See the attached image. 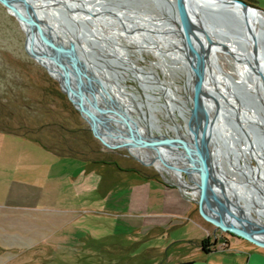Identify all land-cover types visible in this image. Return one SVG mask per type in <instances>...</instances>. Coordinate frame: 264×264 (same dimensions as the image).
I'll return each mask as SVG.
<instances>
[{
  "label": "rangeland",
  "instance_id": "rangeland-1",
  "mask_svg": "<svg viewBox=\"0 0 264 264\" xmlns=\"http://www.w3.org/2000/svg\"><path fill=\"white\" fill-rule=\"evenodd\" d=\"M103 2L107 3L103 5L106 11L122 13L124 18V13L146 14L145 18L131 22L126 18V25L113 13L105 15L114 20L111 26L108 24L109 28L102 27L109 33L101 34L100 28L88 26L96 33L94 39L102 43L103 47L98 46L103 50L99 56L115 63L106 67L109 72H119L118 85L125 84L126 91L117 92L128 109L137 113L139 133L147 127L144 130L150 129L153 135H177L181 129L176 131L169 125L181 123L182 118L176 113V119L172 120L167 107L170 103L185 105L186 78L178 67L181 54L175 51L177 41L173 28L168 21H156L168 16H156L158 9L168 2L173 12L174 0ZM253 5L264 11V0H257ZM150 20L155 25L148 23ZM132 23L145 28L138 31ZM218 23L230 26L235 20L230 16ZM261 26L264 30V25ZM133 39L138 42L136 45L131 42ZM224 39V42L235 40ZM116 44L123 53L116 52L119 49ZM263 44L264 38L260 39V45ZM27 47L32 56L26 51L25 32L19 22L0 6V208L4 213V221L0 222L4 238L0 244L9 250L2 264H148V257L149 264H166L176 257L195 255V239L208 234L212 239L218 233L223 239L219 242L222 247L223 242H228L233 249L253 246L202 220L192 194H186L183 188L180 190L179 183L161 169L159 162L114 140H104L109 146L102 144L82 115L88 121L87 115L96 122L103 120L105 125L120 132L123 124L114 116L108 119L82 100L76 104L78 111L45 65L34 58L29 41ZM248 48L244 45L246 52ZM156 50L162 51V58L153 53ZM92 51L98 55L97 48ZM238 57L229 49L215 54L221 68L217 69L219 75H227L229 82L240 89L244 86L237 82L238 75L250 80L253 74L246 64L237 63ZM101 58L97 61L103 64ZM127 58L131 59L132 69H127L122 60ZM161 67L167 69L166 74ZM145 78L146 87L141 85ZM187 78L189 86V75ZM153 92L162 95H149ZM102 96L101 99L108 95L102 93ZM244 99L252 102L250 97ZM257 111L264 118L263 109ZM231 119L227 114L223 120L227 123ZM244 127L255 141L264 140L262 128L250 123ZM241 131H223L218 143L224 151L218 163L231 181L248 190L247 179L253 180L248 169L256 166L253 159L256 155L244 145ZM97 132L102 137H111ZM229 137L233 140L232 148L226 141ZM165 149L174 154L171 146ZM232 156L242 170L230 167ZM180 175L182 184H193L189 172L181 171ZM247 209L252 211L249 205ZM250 214L256 218L257 214ZM152 247H159L161 256Z\"/></svg>",
  "mask_w": 264,
  "mask_h": 264
},
{
  "label": "water",
  "instance_id": "water-1",
  "mask_svg": "<svg viewBox=\"0 0 264 264\" xmlns=\"http://www.w3.org/2000/svg\"><path fill=\"white\" fill-rule=\"evenodd\" d=\"M230 1L245 12L258 11L264 14L263 10L247 4L243 0ZM0 6L8 13L13 11L12 13L18 16L22 29L26 33V51L32 56L28 50L27 42L35 45L39 55L50 64L51 69L48 66L45 67L48 74L58 81L61 91L68 96L77 110L76 104L82 100L90 107L97 108L102 112L106 111L105 106L101 104L103 103L102 99L95 92L98 89L105 94L106 86L100 82L96 73L106 70L107 75L113 77L115 72H109L105 59L99 56L102 55L103 50L98 47L102 43L100 44L98 40L94 39L96 33L83 20L79 19L78 13L73 12L69 2H64V0H0ZM172 10L174 16L170 18L171 23L175 29H178L183 44L180 48L182 54L178 58V62L182 64V69H186L194 90L192 97L190 99L187 97L190 111L186 119L188 126L186 132L191 137L192 142L187 146L180 136L173 138L159 135L157 143L163 145L181 140L184 152L186 151L184 155L196 163L195 169L199 179L194 181V188H191L196 190L195 193L190 194L193 196L202 220L213 225L215 229L229 232L257 247L264 248V225L251 221L244 215L246 205L249 207L260 206L264 211V177L256 171L254 180L247 179L250 188L245 190L235 184H226L215 172L221 154L218 141L222 135V129L232 127L238 133L240 116L235 108L237 118L235 122L226 125L222 120L226 110L218 103L216 94L219 95L220 91L217 90L218 86L213 84L214 72L204 57V52L206 51L208 54L213 44H207L206 40L203 39L204 33H210L216 41L222 42L225 41L224 37L235 38L234 48L241 54L237 63L246 64L250 72L252 71L260 77V75L264 76V62H259V60L264 61V44L260 45V39L264 38V32L260 31L258 34H254L252 29L243 28L245 16L225 6H199L196 0H174ZM198 13L201 19L197 16ZM230 16L235 20V23H231L230 26L218 23ZM243 37L254 42L256 45L254 53L250 54L244 50V45H248V43L244 42ZM94 48L98 49V55L92 51ZM100 58L103 64L97 61ZM109 63L115 64L111 61ZM52 72L62 76L64 85ZM109 76L108 78H110ZM238 76L241 80L242 75L239 74ZM88 79L94 80L95 83L88 82ZM225 85L230 88L231 95L234 97L252 98L253 96L249 91L252 87L247 83L242 84L244 87L239 89L234 87L226 78ZM258 90L264 100V84L259 85ZM108 109L107 113L112 116L115 115L116 120L122 123L125 129L134 132L135 137L131 136L133 139L131 142L135 140L142 147L155 149L157 152L161 151H158V144L141 138L138 131L140 125L128 115L127 110L116 107ZM82 117L89 124L94 136L102 144L109 146L96 134L93 124L83 115ZM96 119L99 118L96 117ZM190 148L193 153L190 152ZM158 157L163 159L160 158L161 155ZM138 160L144 162L141 159ZM149 164L154 165L153 162H149ZM177 187L179 189L187 188V186L180 184H177ZM240 202L242 205L239 204ZM236 218L240 220L239 223L234 221ZM222 241L223 239L219 238L218 242Z\"/></svg>",
  "mask_w": 264,
  "mask_h": 264
},
{
  "label": "bare ground",
  "instance_id": "bare-ground-1",
  "mask_svg": "<svg viewBox=\"0 0 264 264\" xmlns=\"http://www.w3.org/2000/svg\"><path fill=\"white\" fill-rule=\"evenodd\" d=\"M65 1L70 3V7L72 8L73 12L78 13L79 19H81V21L83 20L84 23H86L85 17L88 18V19L89 18L98 17L97 20L104 21V22H108L109 21L110 24L112 25L114 23V20H111L112 18L110 16H106L105 17V15H110V14L113 13L119 19V21L121 23H123L124 25H126V22H127V21H125L126 18H127V20H130L129 22H131L132 20L135 21L136 18H140V19L145 18L144 15H146L144 12H142V13L140 12L139 13V11H136V12H133L134 16L133 15L130 16V15L124 13L123 15L126 17V18H124L122 16V13L121 14L120 13L118 14L117 12H113L112 10L111 11H109V10L106 11L105 10V7H103V5H106L107 3L105 4L103 2V0H64V2ZM196 2L198 3L199 6H207V5H213V6L220 5V6H225V7L229 8V9H231L232 11H234V12L240 14V15H244L245 16V20L243 21V28L246 27V28L252 29L253 32H254V34H258L260 31L264 32L263 29H261V28H263L261 26V24L264 25V15L262 13L258 12V11H248V12H245L243 9H240L236 5H234L233 3H231L230 0H196ZM202 2H204V3H202ZM169 7H170V4L168 2V5L167 6L158 9V13L156 14V16L157 15H160V14H164V15L167 14L168 16H165L163 18L162 17H159V19H157L156 21H159V22H162V23H164L165 21H168V23L170 24V26L173 28V33H174V36H175L174 37L175 38V42L177 40V44H176L177 47L175 48V51H176V53L178 52V53L182 54V50L180 49L181 46H183V44L181 42L182 40H180L181 39V36H180V33H179L178 29H175V26L171 23L170 17H172L174 15H172L173 12L171 11V8H169ZM94 8H96V9L94 10ZM12 12H10V14H12L17 19V21L19 22L20 20H19L18 16H16L15 13L13 14ZM127 16H130V18L127 17ZM197 16L200 18L199 13L197 14ZM148 23H153V25H155L154 22H152L151 20ZM19 24H20V22H19ZM139 24H142V23H139ZM132 25H133V23H132ZM20 26H21V24H20ZM198 26H199V24H198ZM133 27H135V26L133 25ZM199 27H201V25ZM21 28H22V26H21ZM135 28L138 31H141L145 27L143 29L142 28H139V26L138 27H135ZM100 29H101V32H104L102 30V28H100ZM27 33L29 35V30L27 31ZM176 33H177V35H176ZM113 36H114V34H113ZM243 38L245 40L244 42H247L248 43V47H249V51L248 52L250 54L251 53H254L255 46H256V45H254V42H252L250 39H247V38L245 39V37H243ZM203 39L206 40V43L207 44H213V46L209 50L208 54H207L206 51L204 52V55H205L204 57L206 58V61H208L209 67L214 72L213 80H216V82H219V83H215V81H213V84H214V86H218L217 90H219L220 92L224 93L225 100L227 98L229 99V97L231 99V96H230V92H229L228 87H226V86L222 85V83H220L219 71H217V69H221V68H220V66H219V64L217 62V59L215 58V54L217 53V51H219L218 49L220 48V51H221V49H224V50L225 49H229V50L233 51L235 54H237V56H239L240 55L239 51H237V49L234 48V40L233 39L230 40L231 42H227V41L226 42L216 41L214 39V36L212 34H210V33H204ZM133 40H131V42L134 45H136L138 42L136 40H134V41ZM100 44H101V41H100ZM32 48H33L34 58L36 60L40 61L41 63H43L45 65V67L46 66H49V68L51 69L50 64L48 63V61H46V59H44V57H42V56L39 55V53H38L39 51L35 49L36 48L35 45H32ZM119 51L121 53H123L120 48L116 50V52H119ZM153 53L157 57H159V58L161 57L162 58V54H163L162 51L156 50V51H153ZM222 53H224V51H222ZM103 59H105V62H106L107 65L110 64L108 59H106L105 57H103ZM122 60L125 62L127 69H132V64H131V59L130 58L129 59L127 58V60H124V59H122ZM259 62H264V61L263 60H259ZM211 64L214 65L213 67L216 69V71L211 67ZM251 65H253L252 62H251ZM178 67H180L182 69V66H181L180 63L178 65ZM161 68H162V72L166 74L167 69L165 67H161ZM177 69H179V68H177ZM182 72H183V74L185 75V78H186L185 79L186 80L185 81V85H184L183 88L187 92V86H188V78H187V75L188 74L186 73V70H184V69H182ZM52 73H54V72H52ZM107 73H106V70L103 71V72H101V73L100 72L99 73H96V76L99 78L100 82H102V84L106 86L105 93L108 95L107 98L104 97L102 99L103 103H101V104L105 106V107L104 106L103 107H104V109L106 111H103V112L100 111V112H102L101 114L107 116V118L109 119L110 117H112V115H110L109 113H107V110H109L108 108H113V107L115 108L116 107L118 109H122V110L125 109V110H127L128 113H129L128 115L132 119H135L136 116H137L136 115L137 113L135 111H133V110L128 109V107L126 105V101L124 99H121V97L119 96V93L117 92V91H123L124 90L123 93H125V91H126L125 84L124 85L123 84L118 85V80L121 78L119 72L116 73L113 77H111V79L108 78L109 75H107ZM54 75L57 76L58 79L60 80V82L64 85V79L62 78V76L59 75L58 73L57 74L54 73ZM223 77H225V76H223ZM88 82H91L93 84L95 83V81L92 80V79H88ZM147 82H148V80H147V78H145L141 85L146 87L148 85ZM190 83L191 84L189 86V90H190V94L192 95L193 85H192L191 80H190ZM114 87H117V88H114ZM95 92L98 95V97H100V98L103 97L102 96V92L99 91L98 89ZM156 93L161 94L160 92H153V93H151L149 95H153V96L157 97V94ZM170 96L171 95L169 93V97ZM171 98L169 100H171ZM169 107L171 108V110L168 109V107H167V113H168V115L171 116L172 120H173V117L175 115L174 109H175V111H178V113L180 112L179 114H182V110L178 107V105H174L173 103H170L169 104ZM90 108H92L94 110H98L97 108H94V107H90ZM141 108H142V106H141ZM87 116H88L89 120L92 122L93 129L95 130L96 134L99 137H101L103 140H114V141H116L118 143L125 144L132 151H135V152H137V153H139L141 155H144L145 157L151 158L153 161L159 162L161 164V169L168 176L173 177L176 180V182L181 183V185H182V182H183V179L181 178V175H180L181 174V171H187V172H189V176L192 179L193 184H192V186L190 185L191 187L190 186H187V188L184 187L183 189H184V192L186 194H190V193L193 194V193H195V191H196L195 189L188 190V188H194V184H195L194 181H197L199 179L198 173H197V171L195 169L196 163L194 162L193 159H190V158H188L187 156L184 155V153L186 151L184 152V148L183 147H182V149H177L176 148L177 145L182 146L181 145V141H179V140L176 141L175 140L172 143H167V144H163V145L161 144L160 145V144L157 143V141L159 139L158 138L159 137V134L158 135H153V132L150 129L144 130L145 129L144 128L142 130V132L140 133L141 138H143L144 140H148L149 142H152L153 141V143L156 144V145L158 144L157 145L158 148H159L158 151L159 150H161V151L157 152V150H155V149L152 150V149H148L146 147L140 146L139 144H137L135 142V140L131 142V140H133V139H131V136L132 137H135V134L133 132H130V130L123 128V131L120 132V131L116 130L115 127H113V128L108 127L107 125H105L102 122H96V120L92 116H89V115H87ZM113 116H115V115H113ZM104 121H106V120L104 119ZM184 125L187 127V122L186 121H185ZM180 126H181V130H182V135H180V137L182 138V140H184V144H187V146H188V144L192 142L191 141V137H189V136H187V135L184 134L185 133V129H187V128L185 126H182L181 123H180ZM169 128L174 129V127H172L171 125H169ZM96 130L97 131H101V132H103V133H105V134H107V135H109L111 137H102ZM160 135H164V134H160ZM166 146H171L174 149L173 150L174 151V154H172L168 150H166L165 149ZM190 152L193 153V150L191 148H190ZM160 155H161L160 158H163L164 160L163 159L162 160L159 159L158 156H160ZM255 155H256V159H258V161L262 164L260 173L264 177V159L262 158V156L260 154H258L256 152H255ZM180 158H181V160H180ZM215 172L220 176V178H222L223 182H225L226 184H232L233 183V184L236 185L238 183V182L231 181L230 178H229V176H227L224 172H222V170H220L218 166L216 167ZM255 173H256V170H254L252 173H249L252 176V179L253 180H254V174ZM251 208H252V211L249 210V209L246 210V213L244 214L245 217H247L251 221L258 222L260 225H264V211L262 210V208L260 206H257V205H255V206H253ZM250 212H253L254 214H257V218H254L250 214ZM234 221H237L239 223L240 220L236 218V220H234Z\"/></svg>",
  "mask_w": 264,
  "mask_h": 264
},
{
  "label": "flooded vegetation",
  "instance_id": "flooded-vegetation-1",
  "mask_svg": "<svg viewBox=\"0 0 264 264\" xmlns=\"http://www.w3.org/2000/svg\"><path fill=\"white\" fill-rule=\"evenodd\" d=\"M244 2H246L247 4H250V5H253V3L252 2H249V1H247V0H243ZM254 6V5H253ZM97 18L98 17H95V18H86L85 17V19H86V24L87 25H89V26H95L96 27V29H99V28H102V27H104V28H109V26H108V24L111 26V24L110 23H108V22H104V21H100V20H97ZM110 18V17H109ZM167 28L168 29H171V27L170 26H167ZM104 32H101V34H103V33H105V32H108V30H103ZM109 33V32H108ZM113 34V33H112ZM173 35V34H172ZM177 41V40H176ZM119 48H120V45H118V44H116ZM219 50H220V48H219ZM249 51V48H248V50H247V52ZM249 53V52H248ZM241 55V54H240ZM114 63V62H113ZM214 65L213 64H211V67L216 71V69L213 67ZM116 73H118V72H116ZM115 73V74H116ZM250 73H252L253 75H252V77H249V79L250 80H248V79H246L245 78V80H244V77L242 76V79L240 80V78L237 80V82L239 81V82H241L243 85H245L246 83H247V85H250L252 88H251V90H249L250 91V93L251 94H253V96H252V98H251V100H252V102H247V101H245L246 99H244V97H240V98H238L237 96H232L231 95V90H230V88H228L229 89V92H230V96H231V99H230V97H229V99L227 98L226 100H225V96H224V93H222V92H220L219 93V95H217L216 94V97H217V100H218V103H219V105L220 106H222V108L223 109H225L226 110V114H225V116H227V114H230V116H231V120H229L227 123H230V122H235L234 120H237V118H236V115H235V108L238 110V113H239V120H240V127H239V131H241L240 129H242V137H243V142H244V145H247L251 150H253V151H255L256 153H258V154H260L261 156H262V158L264 159V140L263 139H261V138H259L257 141H255L254 139H253V137H252V135H251V133H249V131L244 127L245 125H247V123H250V124H254V125H256L257 127H259V128H262V131H263V134H264V118H262L261 116H260V114L258 113V111L257 110H259V109H263V112H264V100H263V98L260 96V91L258 90V87H259V85H262V84H264V76H262V75H260V77L257 75V74H254L252 71L250 72ZM225 77H222V76H220L219 75V77H220V83H222V85H224V86H226L225 85V79L227 78V75H224ZM263 77V78H262ZM213 81H215V83H219V82H216V80H213ZM245 81H246V83H245ZM161 86V85H160ZM190 86V85H189ZM189 86H187V97L190 99L191 97H192V95L190 94V90H189ZM227 87V86H226ZM165 89V88H164ZM194 91V90H193ZM161 93V92H160ZM192 94H193V92H192ZM158 96V95H157ZM246 97V96H245ZM188 98H186V101H185V105H181V107H182V109H181V107H180V105H178V107L182 110V114H179V116L182 118V121H181V124H182V126H185L184 125V123H185V121H186V119H187V117H188V107L187 108H185V106H188ZM224 98V99H223ZM236 100H237V102H236ZM233 103L235 104V103H237L238 104V106L237 107H234L233 106ZM261 107V108H260ZM168 109H170L171 110V108L169 107V105H168ZM187 109V110H186ZM173 111V110H172ZM174 112H175V115H174V117H173V119H176V117H177V115H176V113H178V111H175V109H174ZM180 113V112H179ZM186 115V116H185ZM186 118V119H185ZM224 119V118H223ZM222 119V120H223ZM260 119V121H258ZM224 121V120H223ZM187 122V121H186ZM227 123H225L226 125H227ZM174 127V129L177 131V129H181V126H180V123H176V125L175 126H173ZM186 127V126H185ZM187 129H185V135H187V136H189V134L186 132V131H188V126L186 127ZM225 129H229V131H232V130H234L232 127L230 128V127H225V128H223L222 129V133H223V131L225 130ZM179 133V134H178ZM180 135H182V130H181V132H177V135H173V137L174 138H176L177 136H180ZM190 137V136H189ZM181 139V138H180ZM179 141H181V140H179ZM226 141L228 142V144H229V146H230V148H232V144H233V140H231V138L229 137V138H227L226 139ZM227 142H224V149H226L227 150ZM189 143V142H188ZM189 144H191V143H189ZM182 148V146H177L176 148H179V149H181ZM219 147V146H218ZM189 148V147H188ZM257 148V149H256ZM219 149H220V152H221V154H220V156L222 155V153H223V151L224 150H222V148L221 147H219ZM174 150V149H173ZM258 151V152H257ZM255 152H254V154H255ZM232 159H233V166H231V164H230V167H235L236 169H241V166H239L237 163H234L235 162V157L234 156H232ZM244 159V158H243ZM253 159H255V161H256V166H251L248 170H249V173H252L254 170H256L257 172H260L261 171V167H262V164L258 161V159H256V156H254V158ZM180 160H181V158H180ZM242 159H240V161H241ZM228 161H229V159H228ZM241 163V162H240ZM243 165V164H242ZM218 167H219V163H218ZM220 169V168H219ZM221 170V169H220ZM242 170V169H241ZM243 172H244V174L245 175H248V174H246V171L245 170H243ZM242 172V173H243ZM234 175H235V173H234ZM192 182V181H191ZM180 185H181V183H179ZM233 184V183H232ZM182 185H184V184H182ZM184 186H190V184H188V185H184ZM192 186V185H191ZM256 218H257V215H256ZM228 234H230L229 232H227ZM231 236H234V235H232V234H230ZM207 237H209V234H208V236ZM221 237V235L218 233L217 235L216 234H214L213 235V237H212V239H210V241L211 242H216L217 244L215 245V246H217V245H220V243L218 242V240H219V238ZM237 237V236H236ZM240 238V237H239ZM222 244V243H221ZM229 243L228 242H223V245L224 246H227ZM223 246V247H224ZM222 247V246H221Z\"/></svg>",
  "mask_w": 264,
  "mask_h": 264
},
{
  "label": "crops",
  "instance_id": "crops-1",
  "mask_svg": "<svg viewBox=\"0 0 264 264\" xmlns=\"http://www.w3.org/2000/svg\"><path fill=\"white\" fill-rule=\"evenodd\" d=\"M247 1L252 2V3L257 2V0H247ZM3 214L4 213L2 212V208H0V222L4 221ZM206 234L208 233L206 232ZM207 236H203L200 238L203 239ZM3 238H4V234L2 232L0 233V239H3ZM201 239H195L194 241L197 244V248L194 251L195 255L188 256V254H186L185 257H176L170 260V262L166 264H264V248L257 247L254 244L253 246L243 245L237 249L236 248L233 249L230 246V244L224 247L217 245L214 248H212L210 252L205 253L201 250V247H200ZM158 248L159 247H152V250H154L155 254L161 256L160 254L162 252ZM7 253H9L8 248L0 244V263L1 264H2V258ZM146 254L148 255L149 252L147 251ZM147 261L150 262V257L147 258Z\"/></svg>",
  "mask_w": 264,
  "mask_h": 264
},
{
  "label": "trees",
  "instance_id": "trees-1",
  "mask_svg": "<svg viewBox=\"0 0 264 264\" xmlns=\"http://www.w3.org/2000/svg\"><path fill=\"white\" fill-rule=\"evenodd\" d=\"M217 243L216 242H211L209 237H205L203 239H201L200 241V247L201 250L205 253H208L212 250V248L215 247ZM149 264V262H148Z\"/></svg>",
  "mask_w": 264,
  "mask_h": 264
}]
</instances>
